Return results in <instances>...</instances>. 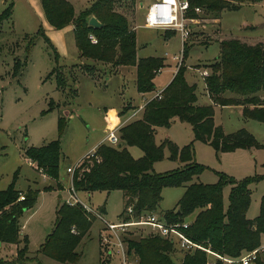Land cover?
<instances>
[{
  "label": "rangeland",
  "instance_id": "374dc122",
  "mask_svg": "<svg viewBox=\"0 0 264 264\" xmlns=\"http://www.w3.org/2000/svg\"><path fill=\"white\" fill-rule=\"evenodd\" d=\"M67 1L72 3L79 16L97 0ZM152 1L118 0L115 5V9L128 19L130 28L136 29L139 57L155 56L164 60L163 71L155 75L156 89L143 98L136 87V66L99 62L94 64V70L86 71L74 31L67 34L65 28H49L27 0H0V14L13 4L11 18L5 20L0 29V189L15 181L24 195L29 190H38L33 205L16 218L18 237L28 239L31 251H36L46 240L55 225L58 207L67 203L66 199L70 197L68 188L72 177L67 166L86 157L88 151L105 139L110 129L118 128L130 119L142 118L144 108L133 115L135 108L165 89L174 73L178 60L170 61L171 57L182 54V40L173 29L145 27L146 12ZM214 16L204 11L199 16L200 23L191 27V36L185 44V76L190 84L197 85L198 102L213 104L215 122L226 132L246 128L259 143H264V121L244 116L241 106L215 103L200 73L219 57L221 39L232 36L248 41L264 40V0L222 11L218 14L219 23L212 20ZM52 47L59 53L58 58ZM17 62L20 66H16ZM155 136L158 144L166 140L179 147L192 144L194 159L203 167L195 180L215 183L221 172L236 180L258 176L248 184L251 202L246 216L253 218L260 214L264 196V147L254 145L217 151L210 142L195 139L191 123L179 118L170 126H158ZM56 139L62 147L60 180L63 188L58 186L57 180L45 176L36 162L30 163L25 154L29 146L39 147ZM129 149L135 157L144 153L138 145H130ZM97 151L98 148V154ZM184 165L185 161L180 157L171 158V149L165 145L164 157L154 163V169L161 173ZM231 188L230 182L223 187L226 210ZM184 192V185L165 186L155 212L164 216L166 210L178 205ZM77 194L81 201L102 212L107 220L119 222L123 219L120 216L125 205L123 189L91 192L78 189ZM196 213L197 210L185 219L193 220ZM86 214L93 220L78 243L80 257L77 264H123L118 246L101 242L100 232L106 230L105 221L93 213ZM120 232L128 250L130 239L153 234L146 223L134 224L128 231ZM0 242V258L16 257L18 247L23 245L21 241ZM259 251L264 259V244ZM184 253L178 247L173 251L176 264H181ZM38 258L46 264H69L47 255L39 254Z\"/></svg>",
  "mask_w": 264,
  "mask_h": 264
},
{
  "label": "trees",
  "instance_id": "16d2710c",
  "mask_svg": "<svg viewBox=\"0 0 264 264\" xmlns=\"http://www.w3.org/2000/svg\"><path fill=\"white\" fill-rule=\"evenodd\" d=\"M48 22L57 29L73 24L76 44L85 70H94V64L136 66V87L140 93L156 89L155 75L164 67L161 57L138 56L137 34L130 28L128 19L115 9L118 0H97L90 8L76 16L74 7L67 0H40ZM259 0H189L192 9L200 7L219 18L224 10L239 9L246 2ZM13 4L0 14V29L5 20L12 16ZM92 16L102 26L89 25ZM192 18L199 17L194 10ZM41 34L52 45L43 31ZM95 36L96 42L91 39ZM221 53L205 78L206 88L215 103L220 105H242L243 115L264 121V41L251 44L238 38H227L220 42ZM54 49V47H52ZM56 57L60 55L54 49ZM187 48L185 47V56ZM90 62V63H89ZM16 66H20L17 62ZM182 63L173 79L163 90V96L152 97L143 107L142 118L130 119L120 126V142H101L98 154L80 160L73 174L76 190L123 189L125 205L120 216L123 219L139 218L156 211L162 199V190L167 185H184L185 192L178 205L164 212L168 222L188 221L185 218L197 210L193 220L182 229L193 240L220 254L238 257L264 244V196L261 212L256 217L246 216L251 202L248 184L258 179L246 177L236 180L220 173L215 183L195 180L203 167L193 155L192 144L179 147L173 141L156 142L158 126H170L177 118L191 123L195 139L210 142L217 151H230L239 147L254 145L264 147L246 128L226 132L214 118L213 104L198 102L197 85L190 84ZM263 92V94H261ZM229 93V94H228ZM130 145L140 146L144 153L135 157ZM169 145L171 158L185 161L182 168L157 172L154 163L164 157V146ZM29 162H36L45 176L57 180L60 188V140L50 141L39 147L29 146L25 150ZM230 182V202L227 210L224 204V185ZM24 192L15 181L0 189V241L23 242L14 258H0V264H46L38 255H47L64 263L77 264L80 252L77 250L81 237L92 224L91 217L80 203L63 202L57 209L52 231L36 251H31L26 237L19 239L16 218L33 205L38 190ZM132 206V213L128 208ZM104 210V207H102ZM75 227L76 231L73 230ZM80 232V233H79ZM81 234V235H79ZM177 245L158 234H146L139 239H130L129 252L138 256L137 264H176L173 251ZM183 251V250H182ZM181 264H223L220 259L209 263L210 255L203 248L184 251ZM254 264H264L261 251Z\"/></svg>",
  "mask_w": 264,
  "mask_h": 264
},
{
  "label": "built area",
  "instance_id": "2783aa9c",
  "mask_svg": "<svg viewBox=\"0 0 264 264\" xmlns=\"http://www.w3.org/2000/svg\"><path fill=\"white\" fill-rule=\"evenodd\" d=\"M194 10L196 14L199 16L203 13V9L200 7H195L192 9L189 0H153L148 7L145 16V25L151 28H163V29H173L180 34L182 40V54L180 56L175 55L173 59L177 62L175 73L178 71L180 65L184 62L185 59V44L187 40L191 36V27L195 24H199V17L192 18L189 16V12ZM91 39L96 42L95 36L91 35ZM179 63V64H178ZM162 70H159L158 73H161ZM201 76L206 78L210 74V70L208 68H203L201 71ZM164 90V89H163ZM163 90L158 91L153 97H161L163 96ZM152 98V97H151ZM150 98V99H151ZM145 100L143 105H140L136 111H134L133 115L138 112L139 109L143 108L145 104L150 100ZM118 128L110 129L103 141L111 144H118L120 142V135L117 132ZM98 145L94 146L86 156L97 155L96 150ZM80 162V161H79ZM79 162L74 165H69L67 170L69 173L73 174L76 166ZM70 192V197L66 199V201L70 204L80 203L85 208V211L89 213H93L95 216H99L105 221L106 230L100 232L101 242L103 245H113L116 244L118 249L122 253V261L123 264H137L138 256L134 252H129L126 239L121 234L122 231H128L130 226L137 223H146L148 224L153 234L161 235L165 238H168L176 243L177 247L183 251L195 249V248H203L208 251L210 257L212 259H220L223 261V264H254L255 259L258 256V251L260 247L257 249H253L248 251L238 257H233L225 254H220L210 248H206L202 246L200 243L193 240L187 233L182 229V227H187L190 221H177V222H168L163 216H160L155 211L149 212L147 214H143L137 219H122L119 222L109 221L105 218L102 212L95 211L89 204L81 201L78 197L77 190L73 184V179H71V185L68 188ZM25 198L23 193L20 194L19 199ZM133 208L130 206L128 208V212L132 213ZM22 226L21 230H23ZM73 230L76 231L75 227ZM209 259V263L213 260Z\"/></svg>",
  "mask_w": 264,
  "mask_h": 264
},
{
  "label": "crops",
  "instance_id": "0c3cea01",
  "mask_svg": "<svg viewBox=\"0 0 264 264\" xmlns=\"http://www.w3.org/2000/svg\"><path fill=\"white\" fill-rule=\"evenodd\" d=\"M27 2H28V4H29V6L31 7V8H33L34 10H35V12L37 13V16L41 19H43V21L45 22V20H46V25L49 27V28H54L49 22H48V20L46 19V16H45V13H44V10H43V7H42V3H41V1L40 0H27ZM212 20H214L216 23H219V21H220V19L219 18H212ZM145 26V25H144ZM145 27H148V26H145ZM148 28H151V27H148ZM65 29H66V31H67V34L70 32V31H74V25L73 24H70V25H68V26H66L65 27ZM135 31H136V29H135ZM227 38H237V37H232V36H228V37H225V38H223V39H227ZM223 39H221V40H223ZM238 39H241L242 41H246V42H248V43H251V44H254V43H257V42H259V41H264V40H261V39H258V40H250V41H248V40H245V39H242V38H238ZM138 43V42H137ZM139 56V55H138ZM146 57V56H145ZM174 57V56H173ZM173 57H171V63H174V59H173ZM61 58V57H60ZM170 59V58H169ZM186 59V58H185ZM176 65L177 64H175V68H176ZM134 67V66H133ZM203 69V68H202ZM163 71V70H162ZM161 71V72H162ZM174 74H175V69H174V73L171 75V77H170V79L168 80V82H167V85L170 83V81L173 79V76H174ZM136 77H137V73H136ZM187 78V77H186ZM136 80V79H135ZM188 81V80H187ZM189 82V81H188ZM190 83V82H189ZM153 92V91H152ZM152 92H147V93H140L142 96H143V98L145 97V94H150V93H152ZM157 93V92H156ZM153 96H155V95H153ZM153 96H150V98L151 97H153ZM143 103H145V102H143ZM238 106H241V108H243L242 107V105L241 104H239ZM138 107H136L135 109H137ZM103 141V140H102ZM69 166V165H68ZM67 166V167H68ZM0 243H2V242H0Z\"/></svg>",
  "mask_w": 264,
  "mask_h": 264
},
{
  "label": "water",
  "instance_id": "95a60500",
  "mask_svg": "<svg viewBox=\"0 0 264 264\" xmlns=\"http://www.w3.org/2000/svg\"><path fill=\"white\" fill-rule=\"evenodd\" d=\"M89 25L92 27H95V28H99L102 26V23L98 20L97 17L92 16L89 20ZM60 196H61V194H60Z\"/></svg>",
  "mask_w": 264,
  "mask_h": 264
}]
</instances>
